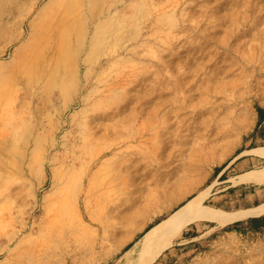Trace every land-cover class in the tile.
I'll use <instances>...</instances> for the list:
<instances>
[{
    "label": "rangeland",
    "instance_id": "obj_1",
    "mask_svg": "<svg viewBox=\"0 0 264 264\" xmlns=\"http://www.w3.org/2000/svg\"><path fill=\"white\" fill-rule=\"evenodd\" d=\"M46 1L0 0V264H114L170 212L155 209L204 189V202L225 210L264 199V183H244L250 202L234 201L236 185L225 188L231 175L262 168L263 158L252 155L226 180L217 174L245 154L239 150L261 145L251 133L256 107L264 106V0H102L112 9L90 21L77 60L74 29L62 54L71 63L62 55L51 60L52 51L36 71L15 72V50L29 39L30 23L41 21ZM105 18L108 32L98 29L103 39L89 64L90 38ZM164 77L172 96H189L186 108L180 101L178 108L160 105ZM151 91L146 117L144 94ZM83 165L86 189L89 181L96 187L82 190L75 211L49 224V205L66 201L67 177ZM105 180L113 181L111 198L98 203ZM241 222L195 221L154 264H264V228ZM82 225L85 233L77 234Z\"/></svg>",
    "mask_w": 264,
    "mask_h": 264
},
{
    "label": "bare ground",
    "instance_id": "obj_2",
    "mask_svg": "<svg viewBox=\"0 0 264 264\" xmlns=\"http://www.w3.org/2000/svg\"><path fill=\"white\" fill-rule=\"evenodd\" d=\"M37 1L38 0H36V2ZM101 4H102V0H47L38 13V15L42 18L41 21L39 22V24H35L34 22L30 23L31 31H30L29 39L15 50L14 57L15 58L17 57V62L14 67L15 72L25 71L31 73L36 71L40 67L39 65L44 62L45 57L52 51H53V56L51 60L54 59L55 61L59 60V57L62 54H64V51L69 52V50L66 48L69 44V40L71 39V33L73 32L74 29L78 30L77 39L80 41L78 50L75 53V60H77L78 56L81 54L84 48L86 49L87 47L86 43L89 35L88 31L90 27V21H95L97 17L110 13L112 9V4H108L102 7ZM73 14L76 15V17H73L72 16ZM108 22H109V18H105L96 25V31L94 35L90 38L89 49L84 59L85 62H88L89 64L95 62V59L97 58L96 56L97 44L103 39V37L100 38V33L98 32V29L100 31L101 28H104L105 32L107 33ZM25 23H26L25 19H22L20 21V26L23 28L22 31L23 34H25ZM56 41H58L60 44H58L54 49L53 43ZM219 46L222 45L219 44ZM69 55L71 56V54ZM70 56L68 57L69 59ZM61 59L62 61H64L65 59H67V56L64 57L62 55ZM250 61L252 62V60ZM250 61H247L248 64L250 63ZM69 62L71 63V61ZM56 63L57 64L54 65L58 66L59 62ZM67 66L66 68H68ZM73 69H74V64L71 71H73ZM168 80L169 78L167 77L160 79V85H162V87L159 86V92L157 93V96L160 100L159 101L160 105L165 106L170 104L171 108L173 106L178 108L176 105H174V103L180 101L181 103L179 105V108L181 107L186 108L188 106L187 100L189 96L185 95L183 99H179L177 95L172 96L173 91H168L167 90L168 88L167 89L165 88V83L168 82ZM184 80L183 78L180 79L182 83L185 82ZM245 84L248 94L251 93V91L254 89L253 80L249 79L248 81L245 82ZM234 87L235 86H233V88ZM152 94L153 91L145 92L144 94L143 110H145L146 117H150L152 114L151 110L146 105L152 100ZM39 141H40L39 138L34 137L33 143L35 144V148L38 147ZM29 143H30V139L27 140L26 144ZM93 143L94 142H92V144ZM250 151L264 158V145L252 149ZM107 162H108V158H105L103 162L99 165L97 170L93 173V178H95L104 169L105 164ZM88 167H89L88 165H83L80 170H74L71 173L69 172L70 175L67 177L68 179L66 180V182L68 181V183H66L67 186L66 189L69 188V191L66 192V195H64L66 196V201L64 202L65 197L61 196L63 198L61 199L60 197L57 202L55 201L56 204L53 203L54 202L53 201L52 202L53 204L49 205L52 206L51 208H49V210H51V212L49 211L50 212L49 224H52L54 222L57 223V221L60 220L61 217L65 215L64 213L67 209H72L73 207L72 211L73 210L75 211V202L79 201L80 192L86 189V184H85L86 179L84 175H86ZM232 180L233 183L234 182L239 183L241 181H247V180L264 182V166L262 168H257V169L255 168L253 170H249L244 174H240L236 177H233ZM112 182L113 181H106V180L100 182L99 185L102 190L99 193V196L101 201H99L98 203L100 202L102 203L104 200L107 199L109 200V198H111ZM87 186L88 188L86 190L88 191H90L92 187H96L94 181H89ZM211 186L212 184L209 187ZM64 188H65V184H64ZM207 194H208V189H204V191L203 190L199 191L197 193H194L190 197L186 198L183 202H180L179 205L176 207H174V204L171 203L170 205L164 206L159 210L155 209V212H157V214H161L168 209H170V212L160 221L151 225L147 230L144 229L145 231L143 232V234L135 241V243L129 249H126L125 252L121 254V256L115 261L114 264H154L157 257L174 243L178 232H180L187 225L195 221H200V220L212 221L215 222L218 226L224 227L236 221H241L248 219L250 217H255V216L258 217L264 215V201L260 204H257L249 208H242V209L229 211V210L213 207L205 203L204 200ZM103 207L106 208V205ZM90 219L95 222L96 221L103 222L102 219L99 216H95V214H90ZM82 220H80L79 222L80 224H82ZM213 228L215 227H212V229ZM76 232L77 234L78 233L84 234L85 233L84 226L83 225L78 226L76 228Z\"/></svg>",
    "mask_w": 264,
    "mask_h": 264
},
{
    "label": "crops",
    "instance_id": "obj_3",
    "mask_svg": "<svg viewBox=\"0 0 264 264\" xmlns=\"http://www.w3.org/2000/svg\"><path fill=\"white\" fill-rule=\"evenodd\" d=\"M263 107H264V106H263ZM252 138H253V139H257V140H259L260 142L263 141V139H262L259 135L256 136V137H252ZM262 145H264V144L261 143L260 146H262ZM260 146H254V147H250V148H245V149H243V150H244L243 153H245V154H243L242 156L238 157L236 160L227 163L223 168L220 169L219 172H217L219 178L221 177L222 174L227 173L226 175H228V172H229L230 170H235L236 168H240V167H242L244 164H246V162H250V159H252L253 156H254V157L263 158V157L259 156L258 154H256V153L250 151V150L255 149V148H258V147H260ZM252 155H253V156H252ZM263 159H264V158H263ZM217 171H218V169H217ZM246 172H248V171L239 172L238 174H235V175L238 176V175H240V174H244V173H246ZM235 175H231L227 180H226V179H224V180H226V181H231V178L236 177ZM247 181H250V180H247ZM245 182H246V181H241V182L236 183V184H235V183H231V184H228L227 186H225V188H229L230 186L236 185V186H234V187H235L234 193L230 194V195H232V196L235 198V199H234L235 202H236V201H241V200H244V201L250 202L249 200H251L250 198H251L252 191H244L245 189H247V188L250 186V185H246V184H244ZM254 182H256V181H254ZM258 183H264V182H258ZM238 184H241V185L239 186ZM237 185H238L239 187H238ZM263 201H264V199H262V200H258L257 202H255V201H251L250 203L244 204V205L241 206L240 208H236V209H234V210L242 209V208H249V207L255 206V205H257V204H260V203H262ZM229 211H230V210H229ZM261 216H263V215H261ZM255 217H257V216H255ZM255 217H250V218H248V219L241 220V221H246V222H248V225H249L250 220H251L252 218H255ZM258 217H260V216H258ZM236 222H238V221H236ZM233 223H235V222H233ZM233 223H231V224H233ZM196 231H197V230H196ZM191 232H193V231H191Z\"/></svg>",
    "mask_w": 264,
    "mask_h": 264
},
{
    "label": "trees",
    "instance_id": "obj_4",
    "mask_svg": "<svg viewBox=\"0 0 264 264\" xmlns=\"http://www.w3.org/2000/svg\"><path fill=\"white\" fill-rule=\"evenodd\" d=\"M256 110H257V121H256V125L251 133V136L252 137H256V136H260L263 141H261L262 144H264V107L261 106V105H257L256 107ZM255 145H250L246 148H250V147H254ZM243 149L239 150L242 151ZM220 169H218L217 172H219ZM226 174L227 173H224L221 175V179H226ZM242 224L241 221H238L235 223V226H240ZM248 227L252 228L253 230H260L262 228H264V215L263 216H260V217H255V218H252L250 220V223L248 225ZM199 233L197 231H193L191 233H189V235L191 237H196ZM132 246V243L128 244L125 248H124V251L126 249H129L130 247Z\"/></svg>",
    "mask_w": 264,
    "mask_h": 264
}]
</instances>
